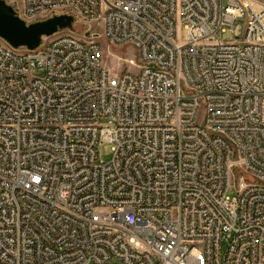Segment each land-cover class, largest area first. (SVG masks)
<instances>
[{
	"label": "built area",
	"instance_id": "2783aa9c",
	"mask_svg": "<svg viewBox=\"0 0 264 264\" xmlns=\"http://www.w3.org/2000/svg\"><path fill=\"white\" fill-rule=\"evenodd\" d=\"M4 1L87 29L1 39L0 264H264V1Z\"/></svg>",
	"mask_w": 264,
	"mask_h": 264
},
{
	"label": "water",
	"instance_id": "95a60500",
	"mask_svg": "<svg viewBox=\"0 0 264 264\" xmlns=\"http://www.w3.org/2000/svg\"><path fill=\"white\" fill-rule=\"evenodd\" d=\"M72 23V16L59 15L26 24L15 15L9 4L0 0V39L15 48L34 49L39 46L43 36H50L58 29L69 28Z\"/></svg>",
	"mask_w": 264,
	"mask_h": 264
},
{
	"label": "rangeland",
	"instance_id": "374dc122",
	"mask_svg": "<svg viewBox=\"0 0 264 264\" xmlns=\"http://www.w3.org/2000/svg\"><path fill=\"white\" fill-rule=\"evenodd\" d=\"M11 0H7L8 3H10ZM264 1V0H263ZM234 34L240 36L242 27L241 23L236 24L234 27ZM71 29L76 34H82L86 29L87 26L85 24H81L79 22L73 23L71 26ZM185 37V30L182 26L177 27V33L176 38L178 40H182ZM218 37L222 42H229L232 40V33L231 28H227L224 32H219ZM2 40L0 39V42ZM101 47V59H102V65L109 70V73L111 74H118L121 71H125L128 69L126 60L129 58H133L135 56V53L133 50L128 48H123L122 50H117L115 48L109 47L107 43L104 41L100 42ZM133 72L135 71L134 68L130 69ZM40 74V72H37ZM104 122V120H102ZM98 157L100 160L107 162L112 157V151H111V145L106 142H101L97 147ZM233 191H229V196H234Z\"/></svg>",
	"mask_w": 264,
	"mask_h": 264
}]
</instances>
